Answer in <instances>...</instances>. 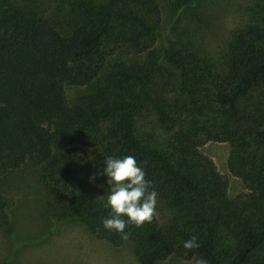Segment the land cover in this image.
Here are the masks:
<instances>
[{
  "label": "trees",
  "instance_id": "trees-1",
  "mask_svg": "<svg viewBox=\"0 0 264 264\" xmlns=\"http://www.w3.org/2000/svg\"><path fill=\"white\" fill-rule=\"evenodd\" d=\"M27 2L0 0V181L25 161L38 165L43 187L62 202L53 223L79 222L112 245L129 241L139 264L169 256L264 264V0L217 63L177 37L156 41L155 0L72 1L80 17L65 29ZM189 4L172 2L175 11ZM121 45L142 59L115 58ZM66 85L85 91L68 103ZM146 111L165 139L139 130ZM208 141L228 143L227 169L245 193L227 195L225 177L198 149ZM127 155L167 216L129 224L123 240L103 227L111 185L101 173L108 156ZM91 180L102 199L88 191ZM14 204L0 198L8 237ZM192 236L200 247L185 250Z\"/></svg>",
  "mask_w": 264,
  "mask_h": 264
},
{
  "label": "rangeland",
  "instance_id": "rangeland-1",
  "mask_svg": "<svg viewBox=\"0 0 264 264\" xmlns=\"http://www.w3.org/2000/svg\"><path fill=\"white\" fill-rule=\"evenodd\" d=\"M29 1L38 15L51 19L57 27L65 29L80 17L79 8L71 7L76 0H23ZM79 1V0H77ZM101 3L105 0H92ZM259 0H190V4L175 11L173 0H155L158 7L156 24L157 42L166 43L177 37L213 63L220 60L230 33L250 20ZM77 11V12H75ZM143 54L121 45L115 58L140 60ZM68 103L84 92L82 86L64 87ZM142 134L155 130L156 135H166L156 128L149 112H142L137 119ZM210 158L216 170L227 181V195L236 197L246 192L238 177L227 169V142L208 141L198 147ZM91 153L92 149H88ZM88 191L98 199L104 197V188L91 180ZM0 198L14 201L12 218L14 233L6 236L0 228V264H139L133 245L124 241L112 245L94 237L84 225L75 221L55 224L54 217L62 208V202L50 196L40 181V167L25 161L2 176ZM159 221L167 216L165 207L157 201ZM196 257L188 260L169 256L159 264H194Z\"/></svg>",
  "mask_w": 264,
  "mask_h": 264
},
{
  "label": "clouds",
  "instance_id": "clouds-1",
  "mask_svg": "<svg viewBox=\"0 0 264 264\" xmlns=\"http://www.w3.org/2000/svg\"><path fill=\"white\" fill-rule=\"evenodd\" d=\"M104 165L101 174L108 178L107 183L111 185L106 204V207L111 208V214L109 218L103 219V227L119 233L121 239L127 240L130 233L125 229L129 224L141 227L145 223H152L157 217L158 193L151 189V182L146 180V173L134 156H108ZM199 247L195 236L183 243V248L188 251ZM194 264H208V261L201 257L195 259Z\"/></svg>",
  "mask_w": 264,
  "mask_h": 264
}]
</instances>
